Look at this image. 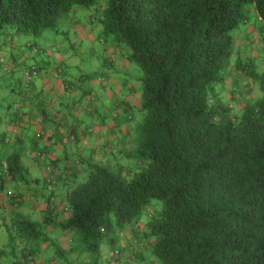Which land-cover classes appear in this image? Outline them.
<instances>
[{"label": "trees", "instance_id": "16d2710c", "mask_svg": "<svg viewBox=\"0 0 264 264\" xmlns=\"http://www.w3.org/2000/svg\"><path fill=\"white\" fill-rule=\"evenodd\" d=\"M81 6L101 8L103 33L143 72V119L128 153L137 160L128 171L90 162L87 177H77L59 200L51 167L43 180L52 190L47 208L37 220L16 219L0 264H35L43 242L53 246L58 264H125L133 242L127 248L119 242L111 258L101 246L134 225L148 253L137 255L138 264H264V97H241L236 111L239 93L227 87L235 69L264 89V61L238 54L235 44L253 9L264 53V0H0V50L13 31L41 36ZM33 66L32 79L39 75L38 64H28L26 82ZM0 68L9 73L3 56ZM5 160L10 172L0 176V190L26 177L18 152ZM55 228L68 231V249L50 242Z\"/></svg>", "mask_w": 264, "mask_h": 264}, {"label": "crops", "instance_id": "0c3cea01", "mask_svg": "<svg viewBox=\"0 0 264 264\" xmlns=\"http://www.w3.org/2000/svg\"><path fill=\"white\" fill-rule=\"evenodd\" d=\"M100 9L93 6L91 15L83 17L76 15V8L73 10L75 26L88 38L85 47L70 44L54 51V46L39 45L14 31L2 39L0 56L5 57L9 73L2 74L0 68V161L18 152L26 169L27 185L8 181L5 189L0 190V247L8 245L11 230L16 231L17 218L37 220L47 208L45 198L52 190L43 180L52 173L51 167H57L59 185L55 194L59 200L66 197L77 177H85L89 160L120 165L115 158L121 155L119 146L132 139L133 111L138 107L136 103H141V83L129 80L133 75L130 59L123 48L103 33L98 21ZM257 20V13L251 9L249 20L240 29L246 34L244 45L249 46L253 32L257 34L258 29L251 24ZM27 41L33 43L31 48H27ZM31 63L38 64L41 71L38 77L26 82L24 70ZM243 74L231 69L228 81L233 85ZM98 76L105 77L104 82ZM63 83L68 86L62 87ZM81 89L82 97L77 94ZM92 90H97L98 95L90 96ZM3 102L6 106L2 109ZM78 102L82 109L71 114L69 109ZM89 151H95V156L90 157ZM63 220L61 215L58 221ZM48 231L52 244L68 249L66 229ZM120 235V244L130 247L126 234ZM128 249L127 258L131 259L133 254ZM60 261L48 242L42 243L34 259L35 264Z\"/></svg>", "mask_w": 264, "mask_h": 264}, {"label": "rangeland", "instance_id": "374dc122", "mask_svg": "<svg viewBox=\"0 0 264 264\" xmlns=\"http://www.w3.org/2000/svg\"><path fill=\"white\" fill-rule=\"evenodd\" d=\"M92 7H90V8L83 7V6L78 7V8H76L77 12H78V14H76V15L78 17H83V15L89 16L92 13ZM74 14H75V12L71 11V13L68 14L67 16H63V17L59 18L57 23H56V27L46 29L41 36L27 35L26 38L29 40H32V41H36L37 44H39V45L54 46V48H53V50L55 49L54 51H57L58 49H62V47H68L70 44H79V45H82V47H85V43H86V41H88V38H86L84 33L82 31H80L77 26H75V22L73 21ZM245 36H246V34L243 31L240 30L237 32L235 43H236L237 49L239 51L238 54L243 55V56H247L250 54H254L256 56L258 55V57L261 58V61H264V53L258 52V49H259L258 33L256 34V32H253V34L250 38V42H249L248 47L244 45ZM30 42L31 41H27L26 45L28 46L29 44H33ZM128 49H129V47H128ZM30 60L31 59H29V62H30ZM84 65H87V64H84ZM130 65L131 66H129V69L131 70V73L133 75L131 78H129V80L132 81L134 79L135 82L141 83L140 79L143 75V72H142L140 66L138 65L137 62H133L131 60H130ZM261 67L264 68V62H263V64L261 63ZM40 71H39V74H40ZM98 72H99V70H98ZM99 77L100 76L97 77L98 80H99ZM102 82H104V81H102ZM250 82H251V80H249V77L246 74L238 76L235 84H233V85H232V82H230V81L227 82V84H228L227 87H228L229 91H230V89H233V91H238V93H239V96L237 97V99H234V101L232 102V105L236 111L240 109V106L242 104L241 103V97L242 98H245V97L261 98V97H264V89L261 88L260 82L259 81L256 82V84L253 86L251 85ZM141 86H142V84H141ZM82 91L83 90L81 89V90H78V92H77V94L79 93L80 97H82V95H83ZM97 95H98L97 90H92L90 92V96H97ZM231 95L232 94H228L229 99H231ZM81 99H80V102L82 101ZM3 103H4V106L2 107V109L6 106V103L5 102H3ZM82 104H85L84 100L82 101ZM141 104H142V98H141L140 104L136 103V106H138V107H136L133 111V113L135 115V118L132 121L133 127H136L143 119V113L141 112ZM80 105H79V102L76 105H72V108L69 109V110H72L71 114L76 113V112H80L79 109H82V107H80ZM84 114H85V112H84ZM84 127H85V125H83L82 130L84 129ZM94 130L96 132V129H94ZM124 133L125 132H123V134ZM75 148H76V146L72 145L71 149L75 150ZM134 148H135V141H134V137H132V139L125 140L121 143V145L119 146V150H120L119 154H121V155L119 157H115L121 166H123L124 168H127L126 171H128V169L131 168L130 163H134V161L137 160V159H130L129 157L126 156V154L133 152ZM122 152L125 153L123 156H122V154H123ZM88 154L90 157H94L95 151H89ZM25 161H26V159H24L23 162H25ZM90 162H94V160H89L87 164H89ZM112 165L115 166L116 164H112ZM120 165H118V166H120ZM82 177H84V176L82 175ZM86 177H87V174H85V177L81 178L80 180L83 181ZM155 201L158 203L159 207L162 206V202L160 200H155ZM148 208L149 207H147L146 210H148ZM151 209H153V207ZM143 221H145V220H143ZM135 228L138 231L139 226L135 227V225H134V227L127 228L124 231V234H126L124 237L128 238L129 242L134 243V244H132V250L130 252L133 254V258H131V259H128L127 257L125 258L126 254H127V253H125L124 254L125 260L123 258V262L125 264H138V261H139L138 259H139V256L141 253L146 255V257L148 256L147 248H146V245L144 244V242L142 240H136L137 237L135 236V232H134ZM140 228H141V226H140ZM140 231H141V229H140ZM120 232H121L120 229L116 230L115 234H113V237L115 238L117 235L120 238ZM6 242H8V241H6ZM118 244H119V241H117V240L116 241L111 240V239L105 240L101 246V252H102L103 257L111 258L112 254H113L112 250ZM137 255H139V256H137ZM136 256L138 258H136ZM116 264H119V263H116Z\"/></svg>", "mask_w": 264, "mask_h": 264}, {"label": "built area", "instance_id": "2783aa9c", "mask_svg": "<svg viewBox=\"0 0 264 264\" xmlns=\"http://www.w3.org/2000/svg\"><path fill=\"white\" fill-rule=\"evenodd\" d=\"M37 74H38V72H37L35 66H33L30 70H28L26 72V76H27V78L29 80H31L32 77H34ZM99 80L100 81H104L105 80V77L101 76V77H99ZM9 172L10 171H9V163H8V161L7 160H3L2 163H1V165H0V176H2V175H7L8 176L9 175Z\"/></svg>", "mask_w": 264, "mask_h": 264}]
</instances>
